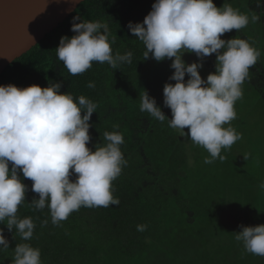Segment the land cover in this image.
I'll use <instances>...</instances> for the list:
<instances>
[{
    "label": "clouds",
    "instance_id": "9594fccd",
    "mask_svg": "<svg viewBox=\"0 0 264 264\" xmlns=\"http://www.w3.org/2000/svg\"><path fill=\"white\" fill-rule=\"evenodd\" d=\"M256 6L264 7V0H256ZM250 19L256 23L260 17L255 13L249 17L228 3L217 7L214 0H154L143 22L128 23L129 31L145 46L143 59L150 55L157 62L171 59L174 69L169 80L175 83L166 82L163 87V104L170 108L171 119L146 90L140 97V111L161 122L167 120L170 128L203 147L209 153L206 164L217 158L223 161L222 149L242 139L231 121L237 117L235 104L243 96L241 86L250 79L249 69L257 63L260 51L246 39L222 36L244 29ZM71 30L75 35L61 36L55 49L71 75L86 72L93 62L107 63L115 70L132 62L131 51L113 52L117 34H112L106 22L76 16ZM186 52L198 59L186 63L182 59ZM212 54L215 71L205 79L199 69ZM61 86L62 82L46 87L0 85V223L24 241L32 239L35 223L31 217L17 215L28 191L20 173L33 182L31 191L38 194L30 206L34 210L47 207L53 225L81 207L107 208L120 203L113 195L112 182L127 164L121 150L123 134L105 131L104 143H95L94 150L89 147L90 121L98 105L83 95L61 92ZM88 87L95 84L89 82ZM240 227L235 239L243 242L247 252L264 257V224ZM146 228L137 225V231ZM0 247L9 248L3 228ZM13 264H42L40 249L30 243L16 244Z\"/></svg>",
    "mask_w": 264,
    "mask_h": 264
},
{
    "label": "trees",
    "instance_id": "16d2710c",
    "mask_svg": "<svg viewBox=\"0 0 264 264\" xmlns=\"http://www.w3.org/2000/svg\"><path fill=\"white\" fill-rule=\"evenodd\" d=\"M153 3L154 0H83L64 22L2 73L0 85L46 87L50 82H62L61 92H70L74 97L83 95L95 102L98 107L90 121L92 142L89 147L94 150L95 143L103 144L105 131H119L124 136L121 150L127 164L112 182L113 195L119 199V205L81 207L58 225L52 224L47 207L34 210L30 206L34 197L38 199V194L31 191L33 182L20 173L28 191L17 215L31 217L35 229L32 239L24 241L15 230L10 232L6 224L0 223L9 241V248L0 247V264H13L14 248L18 243H30L39 248L42 264H129V260L135 264H208L207 260L215 259L206 255L195 259L198 250L192 246L203 245L212 227L232 232L233 241L242 248L243 242L235 239L236 232L241 230V225H253L243 221L256 218L254 213H264V209L254 206L253 191L246 189L240 200L229 201L223 196L227 178L220 184V192L215 193L219 197L213 198L208 189L203 192L195 189L190 182V169L193 170L201 158L204 161L207 151L201 156L192 140L170 128L167 120L161 122L140 111V97L146 90L171 119L170 108L163 104V87L166 82L175 83L169 80L174 72L170 67L172 61L157 62L151 55L144 60L145 46L128 29L129 21L143 22ZM214 3L217 7L231 4L249 17L253 13L259 15L258 22L252 23L250 19L244 29H233L222 38L246 39L260 51L257 63L249 69L250 79L244 83L264 101V7L258 8L256 0H214ZM76 16L106 22L112 34H117L113 52L131 51L132 62L121 64L116 70L107 63L93 62L86 72L71 75L55 49L61 36L75 35L71 25ZM186 57V63L198 59L196 55ZM190 57L192 60L187 62ZM215 60V54L204 59L205 73L215 71ZM187 79L188 74L185 75ZM89 82L95 87H88ZM115 124L119 125L118 129L113 127ZM189 148L195 156L190 159L194 161L193 167ZM249 182L252 190L264 183L253 178ZM209 187L210 184L206 188ZM141 224L147 225L145 231H137V225ZM190 259L196 263L189 262ZM202 259L205 263H199Z\"/></svg>",
    "mask_w": 264,
    "mask_h": 264
},
{
    "label": "rangeland",
    "instance_id": "374dc122",
    "mask_svg": "<svg viewBox=\"0 0 264 264\" xmlns=\"http://www.w3.org/2000/svg\"><path fill=\"white\" fill-rule=\"evenodd\" d=\"M194 56V53H187L186 56ZM183 56L184 59L187 57ZM192 57L187 59L190 62ZM200 74L203 78H207L209 73L203 68L199 69ZM243 96L235 104V110L237 117L231 121V126L236 129L237 132L242 134V139L235 142L231 148L222 149L221 155L225 156V159L214 160L211 164H206L201 160L194 164L193 170L190 169L191 183L195 189L198 188L199 192H203L206 189L212 191L213 198L219 197L215 195L216 192H220V184L225 180V175L236 182L240 180V172L237 171L242 169V173L245 174L244 180L237 182V186H231L235 190L237 195L234 196L233 192L227 195V198L240 200V196L247 189V191H253V198L255 201V207L262 210L264 209V188L255 187L251 189L250 179H260L264 182V101L256 91L249 90V86L245 83L242 84ZM227 127V125H225ZM188 132V129H185ZM193 143V142H192ZM194 147H198L196 150L201 156H205L206 150L194 144ZM189 161L193 167L191 158L193 156V149L189 148ZM247 155V159L244 156ZM206 157H209L207 152ZM196 161V160H195ZM192 170V171H191ZM195 170V171H194ZM210 184L209 188H206ZM245 184V186H241ZM223 187V186H222ZM248 187V188H247ZM226 192V191H225ZM243 213H246L245 211ZM256 218L250 219V221H243L246 224L251 222L253 225L264 224V213H254ZM243 219V218H242ZM228 221V219L226 220ZM250 224V223H249ZM232 232L228 233L225 228L214 227L208 231L207 240L204 239V244L198 243L193 245L192 249L198 250L195 253V259H200L203 255L211 256L215 260H207L208 264H264L262 256L254 255L247 252L244 246L241 248L237 243L233 241ZM236 236V235H235ZM229 240V241H228ZM207 241V243H206ZM228 241V242H223ZM226 243L228 245L226 246ZM133 260V259H132ZM226 260V261H225ZM238 261V262H237ZM189 262L196 263L195 260L190 259ZM129 264H135L134 261H128ZM199 263H205L204 259L200 260ZM124 264V263H117Z\"/></svg>",
    "mask_w": 264,
    "mask_h": 264
},
{
    "label": "water",
    "instance_id": "95a60500",
    "mask_svg": "<svg viewBox=\"0 0 264 264\" xmlns=\"http://www.w3.org/2000/svg\"><path fill=\"white\" fill-rule=\"evenodd\" d=\"M83 0H0V77L64 22Z\"/></svg>",
    "mask_w": 264,
    "mask_h": 264
},
{
    "label": "crops",
    "instance_id": "0c3cea01",
    "mask_svg": "<svg viewBox=\"0 0 264 264\" xmlns=\"http://www.w3.org/2000/svg\"><path fill=\"white\" fill-rule=\"evenodd\" d=\"M238 170L237 171H240V170H242V169H239V168H237ZM245 176H244V174L243 173H240V180H244L243 178H244ZM227 178V183H225L223 186L224 187H226V192L224 193V194H222L223 196H225L226 198H227V195H230V193H232V191L233 192H236L235 190H233L232 188H231V186H237L238 187V183L237 182H232V180H230L226 175H225V179ZM235 181H237V180H235ZM239 181V180H238ZM250 181V180H249ZM241 186H245V184H243V185H241ZM231 196V195H230ZM230 200H232L231 198H229V201Z\"/></svg>",
    "mask_w": 264,
    "mask_h": 264
}]
</instances>
